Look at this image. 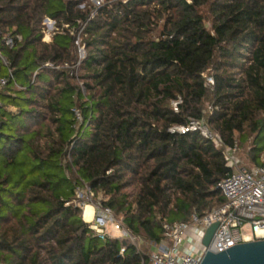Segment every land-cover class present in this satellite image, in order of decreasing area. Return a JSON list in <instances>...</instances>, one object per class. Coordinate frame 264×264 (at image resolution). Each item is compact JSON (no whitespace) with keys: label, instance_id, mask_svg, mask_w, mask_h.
<instances>
[{"label":"trees","instance_id":"obj_1","mask_svg":"<svg viewBox=\"0 0 264 264\" xmlns=\"http://www.w3.org/2000/svg\"><path fill=\"white\" fill-rule=\"evenodd\" d=\"M79 5L0 0L1 264H147L88 228L76 190L104 196L151 244L164 223L221 205L231 172L221 152L197 132H170L189 120L204 119L226 146L249 142L255 165L264 152V0H104L90 20ZM45 17L86 22L77 78L44 67L78 61L67 31L41 41ZM7 34L21 41L7 48Z\"/></svg>","mask_w":264,"mask_h":264},{"label":"built area","instance_id":"obj_2","mask_svg":"<svg viewBox=\"0 0 264 264\" xmlns=\"http://www.w3.org/2000/svg\"><path fill=\"white\" fill-rule=\"evenodd\" d=\"M81 1L82 0H77ZM83 2V1H82ZM94 5V13L100 7L101 0H91ZM82 4V3H81ZM82 5H79V7ZM92 10V9H91ZM93 11L88 14L94 15ZM84 22L77 21V27L69 24L58 26L57 22L51 18L42 20V41L50 44L53 36L63 34L64 30L76 37V33ZM86 24V23H85ZM79 34L77 37H79ZM76 39L78 52L80 41ZM21 37L7 34L4 37V45L12 48L16 42H20ZM85 47V45H84ZM5 63L4 59L1 57ZM80 61L74 66H69L66 62L58 65L46 63L44 67L65 70L78 67ZM73 71V70H72ZM73 76V72H70ZM11 77V76H10ZM77 78V76H76ZM7 84V79H0V90ZM212 79L204 76V85L212 86ZM82 91V84H79ZM83 92V91H82ZM177 102H172V110L176 112ZM76 123L81 121L80 111L73 110ZM78 124V123H77ZM184 134L186 132H197L203 139L210 142L213 147L221 152L223 161L230 169V174L218 184L219 191L223 198V203L212 208L201 217L194 213L189 215L186 222L164 223L162 230L166 246L153 251L148 256L149 264H199L203 253L206 250L217 253L222 252L240 243L264 240V154L259 157L260 165H244L239 157L237 141L234 140L231 146L224 145L219 137L212 133L204 124L203 119L189 120L185 126L174 127L170 132ZM79 190V189H78ZM76 190V197L78 196ZM87 195L82 202V219L84 220V207L88 204L92 208L91 218L86 222L88 228L100 239L105 237L117 238L129 245H133L136 237L121 226L116 221L113 213L107 207L101 205V201H94L93 194L86 188ZM85 222V220H84ZM216 224L211 240L206 248L200 245V241L205 229L211 224ZM111 233L116 235H111ZM189 240V244L183 251V245ZM195 245V246H194ZM196 245L201 246L200 251H196ZM123 248L120 249V254ZM1 264V263H0Z\"/></svg>","mask_w":264,"mask_h":264},{"label":"water","instance_id":"obj_3","mask_svg":"<svg viewBox=\"0 0 264 264\" xmlns=\"http://www.w3.org/2000/svg\"><path fill=\"white\" fill-rule=\"evenodd\" d=\"M215 228L214 223L205 229L200 241L203 248L208 246ZM199 264H264V240L240 243L217 253L206 250Z\"/></svg>","mask_w":264,"mask_h":264},{"label":"rangeland","instance_id":"obj_4","mask_svg":"<svg viewBox=\"0 0 264 264\" xmlns=\"http://www.w3.org/2000/svg\"><path fill=\"white\" fill-rule=\"evenodd\" d=\"M83 1V2H82ZM81 1V3H80V5H82V6H78V9L79 10H81V11H85V10H88L89 12H88V14H90V12L91 11H93V13H94V5L92 4V2H91V0H82ZM121 2H124V0H120ZM104 3V0H101V3H100V6L102 5ZM92 9V10H91ZM93 16L94 15H92L91 17L88 15V19L90 20V19H92L93 18ZM86 23V22H85ZM85 23H83L82 25H80V28H79V30L77 31V32H80L81 34H79V37H77L78 36V34L76 33L75 35H76V37H75V41H76V39L77 38H79L78 40L80 41V43H79V45H80V47H82L83 46V49H82V51L79 53L78 52V47H77V44H76V47H77V57H78V61L76 62V64L80 61V64L78 65V67H75V68H69V69H67V70H69L70 72H73V76L74 77H76V76H78V75H80V73L82 74V72L80 71V66H81V64H82V61L86 58V55H87V50H86V48L84 47V40L87 38V34L85 33V29H86V24ZM42 41V40H41ZM43 42V41H42ZM43 43H45V42H43ZM47 44V43H46ZM5 61V60H4ZM75 65V64H74ZM73 65V66H74ZM73 70V71H72ZM69 72V73H70ZM78 83V86H79V84H82V91H81V89H80V91H81V93L85 96V95H87V92H86V89H85V86H84V83L82 82V81H78L77 82ZM80 88V87H79ZM170 106H171V104H170ZM172 107V106H171ZM209 110V106L207 105V104H204V110H203V112L202 113H206L207 111ZM81 115V114H80ZM81 120H82V116H81ZM82 122V121H81ZM203 122H204V124L206 125V123H205V121H204V119H203ZM78 123V124H77ZM76 123V125H77V127L78 126H80V122H77ZM207 126V125H206ZM208 128V127H207ZM209 129V128H208ZM210 130V129H209ZM211 131V130H210ZM212 133H214V134H216L215 132H213V131H211ZM217 135V134H216ZM218 136V135H217ZM249 147V142H246L245 144H244V148L243 149H241V153L244 155V156H247V153H246V151H247V148ZM264 154V152H262L260 155H259V157L261 156V155H263ZM258 157V158H259ZM245 165V164H244ZM93 194V197H92V199L94 200V201H104L106 198L104 197V196H102L101 194H96V195H94V193H92ZM87 195V191H86V188H80L79 190H78V196L76 197L77 198V200L79 201V206L80 207H82V202H83V200H85V196ZM88 205H90V204H88ZM81 217H82V214H81ZM115 218V220L116 221H118V222H120V218H117V217H114ZM111 235H114V233L112 234L111 233ZM151 245H153V244H151V243H148V242H145L142 238H137L136 237V241H135V243L133 244V246L134 247H136V250L137 251H140V252H143L144 254H146L147 256H149L153 251H151L149 248H150V246ZM195 246V245H194ZM201 250V246L199 245V246H197L196 245V251H200ZM147 264H149V263H147Z\"/></svg>","mask_w":264,"mask_h":264},{"label":"crops","instance_id":"obj_5","mask_svg":"<svg viewBox=\"0 0 264 264\" xmlns=\"http://www.w3.org/2000/svg\"><path fill=\"white\" fill-rule=\"evenodd\" d=\"M9 111H11V112H15V109L14 108H9ZM239 157H240V160H241V162L243 163V164H245V165H255L254 163H252V162H250L249 161V159H248V157L247 156H244L242 153H241V150L239 149ZM258 163L260 164V162H259V158H258ZM86 222V221H85ZM114 235H116V234H114ZM166 240H161L159 243H157V244H153V245H151L150 246V250L151 251H156L157 249H161V248H163L164 246H166ZM190 242H189V240H187L186 242H185V244L183 245V251L186 249V246L189 244Z\"/></svg>","mask_w":264,"mask_h":264},{"label":"bare ground","instance_id":"obj_6","mask_svg":"<svg viewBox=\"0 0 264 264\" xmlns=\"http://www.w3.org/2000/svg\"><path fill=\"white\" fill-rule=\"evenodd\" d=\"M91 212H92V208H91V206H89V205H86L85 207H84V220L86 221V222H89V220H90V218H91Z\"/></svg>","mask_w":264,"mask_h":264}]
</instances>
